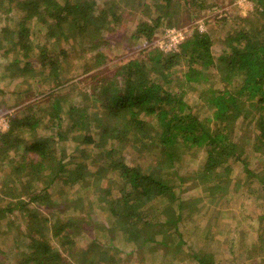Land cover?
Wrapping results in <instances>:
<instances>
[{
  "label": "trees",
  "instance_id": "1",
  "mask_svg": "<svg viewBox=\"0 0 264 264\" xmlns=\"http://www.w3.org/2000/svg\"><path fill=\"white\" fill-rule=\"evenodd\" d=\"M120 1L124 7L118 5ZM254 3L251 16L240 18L246 26L234 29L228 13L219 17L215 13L220 3H212L208 12L221 31L208 33L193 24L176 50L165 53L150 43L156 30L177 25L182 8L190 13L205 9L204 0H105L101 4L97 0H0V15L13 9L19 13L16 31L1 28L7 43L2 45L0 40V48H8L2 54L22 48L27 58L22 65L14 58L10 67L22 73L33 71L36 82L53 83L44 115L36 117L33 104L26 105L22 110L26 117L18 122L28 126L26 132H16L15 116L0 134V171L8 167L1 176L0 216L19 211L26 227L24 246L0 249V264H7L2 258L6 253H12L10 264H79L73 252L85 232L88 243L77 253L82 264H117L113 253L121 250V244H129L125 249L129 255L142 248L153 250L149 244L157 242L170 245L163 249L167 260L162 264H216L206 252L194 251L181 227L186 213L197 215L205 198L217 214L220 205L225 207L232 162L241 165L248 187L254 184L246 192L254 195L253 200L264 199V165L253 168L247 159L249 153L264 149V0ZM134 15L138 19L131 37L143 40L145 46L136 57L106 73L102 68L109 56L101 47L111 40L104 33ZM256 19L261 21L258 27ZM32 20L40 24L38 30L45 31V37L57 33L83 43L87 36L94 61L86 65L90 73L86 90L69 85L76 91L70 99L62 89L54 93L68 83L59 62L63 54L55 49L42 50L41 69L33 70L28 52L34 46L27 26ZM189 92L196 94L193 103ZM203 107L209 109V116L202 118ZM66 141L71 147L68 153ZM195 148L206 153L193 171L203 195L187 199L182 196L185 177L178 166L183 153ZM58 183L62 184L58 195L67 197L66 208L73 214L62 212L61 223L50 231L48 217H42L40 224L35 219L40 204L56 205L50 188ZM242 183L235 181L234 187ZM75 184L93 198L100 190L106 223L75 216L85 206L77 192L66 191ZM153 210L164 219L152 221L148 213ZM200 217L205 222L194 225V234L209 237L213 216ZM257 219L259 227L249 243L241 239L246 227H229L232 258L243 253L264 264V211ZM8 223L15 221L7 218L0 230L7 233ZM83 224L91 225L90 229L82 228ZM44 229L50 237L44 236ZM104 231L121 232L120 240L104 238Z\"/></svg>",
  "mask_w": 264,
  "mask_h": 264
},
{
  "label": "rangeland",
  "instance_id": "2",
  "mask_svg": "<svg viewBox=\"0 0 264 264\" xmlns=\"http://www.w3.org/2000/svg\"><path fill=\"white\" fill-rule=\"evenodd\" d=\"M98 3H103L105 0H97ZM205 1V9L190 13V11H186V9L182 8L179 13L177 25H174L173 28L176 29H186L187 31L191 28L189 26L198 25L200 30H206L208 33L214 31V33L218 34L222 28L219 27L218 24L214 22V15L208 12L212 3H220L221 7L214 9L217 13V16L228 13L227 15L230 17V24L232 28H240L246 26V23L242 21L243 18L250 17L251 13L254 10V0H204ZM198 4V3H197ZM121 7H124V4L120 1L118 3ZM196 7V6H195ZM219 7V6H218ZM126 9H129V5L126 6ZM193 9V7L191 8ZM128 11V10H125ZM223 11V12H222ZM190 13V14H188ZM16 9H13L9 14H1L0 15V40L2 45L7 43L6 33L1 31L3 26H7V28L11 30H17V23L19 21V15ZM242 18V19H240ZM138 16L128 17L125 22L121 25L114 27L109 33H104V36L107 37L109 41L108 44L101 47V51L109 56L108 62L104 64V71L110 72L112 71L117 64L120 62H124L128 59L136 57L138 51L145 46L143 40L135 41L134 38L131 37L133 33L134 24L136 23ZM251 19H254L252 16ZM253 20L252 22H254ZM256 19L255 24L258 27L261 23ZM27 26L30 30V38L32 40L33 48L28 52L30 60L33 61V70L36 73L41 69L40 60H41V51L46 49L48 51H53L54 49L57 52H61L63 54V58L59 60L61 65V72L65 74V77L68 78V83H65L63 87L60 89H55L54 93L60 94V90L64 93L68 94V98L74 96L76 91L71 87H78L79 90L85 89L90 84V81L87 80V76L90 73H86V68L88 64H92L94 61L93 54L88 52V43L87 36L82 41H71L64 38L62 35L51 34L47 37L44 36L45 31H39L41 28L40 24L36 23L35 20L27 22ZM161 25L155 32L153 36V40L150 42L152 47L157 46L163 50V52H167L170 47V37L165 33L167 29H163ZM185 32V35L189 32ZM143 42V43H142ZM40 43V45H38ZM172 43V42H171ZM39 46V47H38ZM42 46V47H40ZM7 46H3L0 48V120L5 117L7 128L10 125L11 117H18V121L15 126H18V122L23 121L25 119V112L22 113L24 106L33 104L34 114L37 116L44 115V110L47 109V98L46 96L51 92L53 83L43 84L40 82H36L37 80L34 77L33 71H25L19 72L15 70V67H10L11 62H13L14 58H19L20 64L27 61L25 57L24 49L12 50L8 55H3V51L7 50ZM216 49V48H214ZM55 51V53H56ZM57 54V53H56ZM33 76V77H32ZM64 76V75H63ZM62 76V77H63ZM64 77V79H65ZM72 84V85H71ZM71 85V87H69ZM89 89L86 91L88 92ZM195 92H189V99L191 103L195 102L196 96ZM73 98V97H72ZM26 110V109H25ZM27 111V110H26ZM200 114L202 118L204 115L209 116V109L203 107L200 109ZM6 128V129H7ZM28 126L24 123H19V126L16 129V132L20 134V132H26ZM5 129V130H6ZM3 130V131H5ZM244 129L238 133V135L243 134ZM258 133V132H257ZM1 134V133H0ZM248 134V133H247ZM240 139V138H239ZM64 143V142H62ZM66 145V153L70 151L71 147L68 146V141L64 143ZM263 149V148H262ZM13 155V152L11 153ZM69 156L66 154V157ZM145 157L146 154H143ZM245 157V156H243ZM206 158L205 150L202 148H195L189 151H185L183 153V161L178 166V169L184 175L185 180L181 189L183 190L182 196L183 198H197L202 196L201 188L196 184V181L193 179V171L197 170L199 166L204 162ZM249 166L251 167H260L259 165H264V149L258 151L256 153H249L248 156ZM68 158H65V161ZM4 164L7 165V162L4 161ZM232 173H231V183L229 186V192L226 194V197L223 199L225 202L223 203L224 208L220 205L219 214H217L214 209V205L211 206V203L206 200L202 203L203 206L200 209V212L197 215H193V213H186V218H184L185 223H182L181 232L183 238L186 237V241L190 242L195 252H206L211 255L216 264H257V260H252V258H246L243 253L238 254L237 256L231 257L228 249H229V239L230 234L228 233L229 227L237 226L239 229L246 227V234L242 233L241 239L243 241H251L255 237V232L259 227V220L257 216L264 211V199L258 198L253 200L254 195L248 194L246 192V188L252 189L254 188V184L248 187L247 181L244 175L241 173V165L236 162H232ZM8 167H4L0 171V184H1V176L5 174ZM94 171V170H93ZM243 182L241 186L234 187L235 181ZM62 187V184L58 183L55 187H51L50 189L53 191L52 199L55 201L56 205L50 206L45 205L44 203L40 204L38 207V215L35 219L37 223L40 224V220L42 217H48L49 222L47 224L48 228L52 229V226H56V224L61 223L62 221V212L65 216L68 214L72 215L73 209L68 210L66 208V196L58 195V189ZM68 193L74 195V192L78 193L85 204L82 211H75V216L81 220H87L88 218L95 223H106V215L103 211L102 200L100 193L97 192L95 194V198L92 195H88L87 193H83L78 185L68 186ZM97 196V197H96ZM94 200V203L91 204V201ZM257 200V201H256ZM160 201L158 207L162 206V199L157 200ZM222 204V203H221ZM4 205V201H0V206ZM201 205V203L199 204ZM156 209V208H155ZM88 210L90 212L88 213ZM6 215L0 216V224L5 221L7 218L10 221H15V223H8L11 225V228L8 232H3L0 230V249L6 250L14 245H19L21 247L24 246L25 240V222L22 218L21 212H6ZM150 219L152 221H159L164 219L163 215H158L155 210L148 213ZM217 215V216H215ZM168 214L166 215V217ZM200 216L203 218L212 217L213 216V228L211 229L210 236H206L203 233L201 236H196L197 233L194 234L195 227L194 225L204 223ZM247 216V217H246ZM215 217H218L219 220L214 221ZM249 217V218H248ZM149 219V218H148ZM89 220V221H90ZM91 227V225H89ZM88 224H83L82 228H86L89 230ZM1 227V226H0ZM222 227V228H221ZM3 228V227H1ZM156 228V227H155ZM4 229V228H3ZM218 229H223V232H218ZM90 232V231H89ZM104 238L114 237L117 240H120L121 232H113L104 231ZM50 237V234L44 229V236ZM81 238L78 240L77 247L74 248L73 255L77 261L80 263L81 256L79 250L81 248H85L88 243V237H85L87 234H81ZM237 237L238 235H234ZM157 238V237H156ZM159 241L160 237L157 238ZM27 240V239H26ZM87 242V243H86ZM150 248H142L137 250L129 255L125 252V249H128L129 244H121V250L114 252V256L118 261L117 264H162V262H166L167 259L162 257V253L165 251L163 249H170V245H162L161 243H150ZM27 248V247H26ZM123 249V250H122ZM170 251V250H169ZM4 252V251H3ZM240 252V251H239ZM12 253H6L5 257H2L7 264H10ZM168 258V257H167ZM74 259V258H73ZM192 264L193 263L192 261Z\"/></svg>",
  "mask_w": 264,
  "mask_h": 264
},
{
  "label": "built area",
  "instance_id": "3",
  "mask_svg": "<svg viewBox=\"0 0 264 264\" xmlns=\"http://www.w3.org/2000/svg\"><path fill=\"white\" fill-rule=\"evenodd\" d=\"M223 15V13H222ZM225 15V14H224ZM221 16V15H220ZM186 29L170 28L165 33L170 37V47L166 51L176 50L177 45L185 38ZM7 128L5 117L0 120V133Z\"/></svg>",
  "mask_w": 264,
  "mask_h": 264
}]
</instances>
